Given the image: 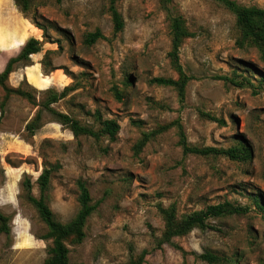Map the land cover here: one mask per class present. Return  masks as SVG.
<instances>
[{
  "label": "rangeland",
  "instance_id": "obj_1",
  "mask_svg": "<svg viewBox=\"0 0 264 264\" xmlns=\"http://www.w3.org/2000/svg\"><path fill=\"white\" fill-rule=\"evenodd\" d=\"M231 1L264 8V0ZM109 4L30 0L23 14L13 0H0V71L29 38L42 41L28 65H15L7 85L30 91L37 102L46 89L73 86L56 110L94 130L106 119L119 124L113 139L74 137L44 114L29 136L25 125L37 107L8 98L0 116V211L10 217V233L0 232V264H43L48 256L47 227L22 187L27 177L40 195L45 162L56 167L44 196L57 221L77 213L79 180L94 206L83 241H66L70 264H129L143 252L141 264H264V62L257 48L242 39L234 14L218 0H115L123 22L118 32ZM170 16H180L190 33L178 56L189 77L183 95L177 86L153 82L178 79L169 57ZM96 29L103 37L86 44ZM47 50L51 66L43 70ZM3 95L0 87V103ZM180 133L199 148L244 144L251 158L184 154ZM225 202L248 211L209 218L205 229L160 242L161 208H173L180 220ZM205 252L218 260L200 259Z\"/></svg>",
  "mask_w": 264,
  "mask_h": 264
},
{
  "label": "trees",
  "instance_id": "obj_2",
  "mask_svg": "<svg viewBox=\"0 0 264 264\" xmlns=\"http://www.w3.org/2000/svg\"><path fill=\"white\" fill-rule=\"evenodd\" d=\"M17 8L25 14L29 9L30 0H13ZM109 10L111 13L114 31L118 32L123 28V22L121 15L116 9L115 0H109ZM167 2L169 0H163ZM226 8H228L235 16V23L240 31L243 40H247L250 44L254 45L259 54L261 60L264 62V8H258L255 6H244L231 0H218ZM35 25L45 31V29L35 23ZM169 28L171 36V49L169 51V57L178 73V79H165V78H154L153 82L162 85L177 86L181 95H183L184 87L189 77L184 73L182 66L179 62V48L186 37H189L190 33L184 25V21L180 16L169 17ZM46 37V34H44ZM103 35L99 29L94 32L87 34L85 43L90 45L95 43ZM242 44V43H241ZM42 49V41L37 38H29L20 48L19 52L10 57L4 68L0 71V87L3 89L4 95L0 103V116L4 114L5 105L8 98L11 95H16L26 99L29 103L37 107V110L33 117L26 123L25 130L29 136H33L35 132L41 127L43 122L44 114L50 115L55 121L59 122L63 126L67 127L74 137L82 135L90 136L95 139L100 136L107 135L110 139H113L119 130V124L115 120L106 119L100 121V130H94L89 125L81 124L80 121L71 117L69 114L56 110L53 105L60 99L64 98L69 91L75 89L73 86H65L61 91L56 89H46L43 92L44 97L41 101L37 102L35 96L27 90L21 87H10L7 85V80L10 73L14 70L17 63L28 65L31 61V54L39 53ZM53 51L47 50L40 63L43 70L51 66L48 60L49 54ZM51 70V69H50ZM223 80L233 82L232 78L220 77ZM128 81V80H127ZM237 82V81H236ZM242 85L243 83H236ZM117 94H119L117 92ZM207 118L216 121L223 122L221 119L203 113ZM166 127L163 126L162 129ZM153 135V133L145 134L139 141L137 147L140 149L147 140ZM180 145L184 154H197L202 156L207 155H220L225 156L231 160L245 161L251 158V150L244 144H236L227 148L217 147H195L190 146L186 142L183 133H180ZM55 166L45 162L43 169L38 176L37 182L40 190L38 197L32 193V184L29 178L25 177L22 181V187L24 192V200L29 203L38 213L40 219L44 222L47 227V232L44 236L46 239L51 240V245L48 249V256L44 260L43 264H70L68 253L69 250L66 245V241L79 244L85 237L84 227L87 218L91 215L94 210V206L91 204V198L86 187L85 182L79 180L77 187L79 190V209L75 216L67 223H61L57 221L52 213V210L48 206L45 200L44 193L47 191L52 172L55 170ZM259 205V204H257ZM260 206V205H259ZM262 208V207H260ZM161 211L165 219V230L163 232L161 243H170L171 239L176 236L185 235L194 228L205 229L208 227L207 220L209 218L221 217L225 214H244L248 211L246 206H235L231 203H217L206 206L204 209L194 211L185 215L182 219L177 220L175 217V211L173 208L163 209ZM10 217L0 211V232L9 234ZM198 257L209 263L217 261L218 258L209 253L205 252ZM144 259V252L136 260H131L129 264H141ZM234 262V261H233ZM83 264V263H78Z\"/></svg>",
  "mask_w": 264,
  "mask_h": 264
}]
</instances>
